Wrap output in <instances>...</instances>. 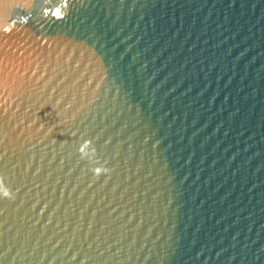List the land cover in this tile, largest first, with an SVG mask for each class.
<instances>
[{
	"label": "water",
	"instance_id": "water-1",
	"mask_svg": "<svg viewBox=\"0 0 264 264\" xmlns=\"http://www.w3.org/2000/svg\"><path fill=\"white\" fill-rule=\"evenodd\" d=\"M0 264H264V0H0Z\"/></svg>",
	"mask_w": 264,
	"mask_h": 264
}]
</instances>
